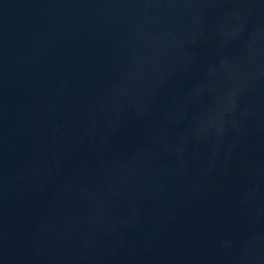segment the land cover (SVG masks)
<instances>
[{
  "label": "water",
  "instance_id": "1",
  "mask_svg": "<svg viewBox=\"0 0 264 264\" xmlns=\"http://www.w3.org/2000/svg\"><path fill=\"white\" fill-rule=\"evenodd\" d=\"M0 264H264V0H0Z\"/></svg>",
  "mask_w": 264,
  "mask_h": 264
}]
</instances>
